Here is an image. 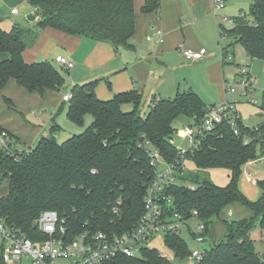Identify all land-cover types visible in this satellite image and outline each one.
I'll return each mask as SVG.
<instances>
[{
    "label": "trees",
    "instance_id": "1",
    "mask_svg": "<svg viewBox=\"0 0 264 264\" xmlns=\"http://www.w3.org/2000/svg\"><path fill=\"white\" fill-rule=\"evenodd\" d=\"M27 1L38 16L36 23L27 27L15 23L11 30L0 26V52L10 55L0 61V89L10 78L41 95L48 90H60L65 84L62 69L51 60L27 62L23 58L24 50L33 46L45 26L106 42L116 49L132 46L134 0ZM159 5L160 0H145L142 10H157ZM249 9V15L232 16V26L219 25L221 35L231 39L223 50L227 52L228 45L240 43L249 57L264 60V0H253ZM98 83L96 79L74 84L70 88L72 97L66 101L67 117L75 124L83 125L87 114L93 116L83 132L63 142L56 139L55 133L61 129L56 119L65 108L61 104L49 128L50 138L41 136L18 159L0 150V171L9 182L7 193L0 197V216L9 227L33 240L44 239L36 220L48 210L57 211L58 225L62 224L66 231L65 239L81 232L122 233L132 229L145 212L144 198L156 173L145 142L148 140L158 149L167 162L179 161L180 149L170 140L176 132L173 121L187 116L196 124L208 107L196 91L187 88L173 98L154 95L144 110L143 95L136 89L103 100L96 94ZM124 104H132V108L126 111ZM237 126L239 134L225 119L200 138L197 147L185 152L196 170L185 172L181 177L183 184L167 187L171 196L169 212L176 211L185 220L195 217L198 224L205 225V236L210 234L213 223L224 222V236L205 249L199 264H264L263 253L257 251L251 236L257 224L264 227V179L257 181L262 194L256 201L250 200L239 187L242 166L264 153V123L252 128L239 117ZM211 168H227L228 183L219 185L199 176L200 169ZM235 203L249 208L253 214L242 219H224L223 213ZM165 240L175 255L189 256L182 233L169 231ZM0 264H6L2 248ZM106 264L172 263L156 248L147 247L140 256L120 254Z\"/></svg>",
    "mask_w": 264,
    "mask_h": 264
},
{
    "label": "crops",
    "instance_id": "2",
    "mask_svg": "<svg viewBox=\"0 0 264 264\" xmlns=\"http://www.w3.org/2000/svg\"><path fill=\"white\" fill-rule=\"evenodd\" d=\"M5 1L8 2V0ZM19 1L10 0V3L15 5ZM144 1L134 0L135 33L131 39L132 46L130 47L123 46L116 49L106 42L97 41L83 35L71 34L55 27H48L44 33L40 34L33 46L24 50L23 58L27 62L41 59L52 61L54 59L52 54L54 46L63 45L66 47L64 52H57L56 50V54L68 57L74 63L72 68H75V63H77L79 66L83 65L86 71L81 76L83 78H77L70 87L76 83L98 79L96 94L103 100L112 98L118 92L131 89H136L143 95V98L144 94L150 89L153 91V95L160 96L168 85L171 86L170 75H174L171 70L180 69L188 71L189 74L196 70L201 73L202 82L197 88L202 94L196 92L203 100L204 97L208 99V103L204 100L205 104L209 106L224 101V82L226 81L224 64L235 59V52L230 60H225L222 51L218 55L216 51L210 50L209 45L218 33L221 34L219 25L222 24L221 21H224L222 17H232L238 14L228 15L224 12H216V10L221 11L226 7V0L223 9H216L214 0H160L159 8L149 11L142 10ZM235 1L237 4H242L244 0ZM252 1L250 0V4ZM13 8L18 10L17 7L12 6L10 14H19V10L17 13H12ZM32 11V13H35L34 8ZM2 17H5V15L0 14L1 24ZM36 19L38 20L37 15ZM36 19L34 21L30 20V24L36 23ZM27 20L29 19L27 18ZM158 28H162L165 33L163 41L160 43L157 41L155 34ZM149 35H151V39L147 38ZM31 48L33 51H31ZM183 48L194 50L204 48L207 54L200 60H187L183 55ZM226 53L228 55V52ZM9 56L8 52H0V61L9 58ZM39 57L42 58L39 59ZM94 64L101 65V71L96 74L92 72ZM63 68L68 69L61 65V69ZM182 88L193 90L191 84H187L186 88ZM180 89L179 87L178 91ZM64 94L60 90H48L45 95H41L38 92L29 91L20 86L14 78H10L7 84L0 89V128L9 131L26 145H35L41 136L48 135L53 117L48 130L43 131L41 127L29 121L26 118L27 115L32 117L31 114L37 115L36 112L41 110L46 113L45 108L48 105H55L53 99H57L56 102L60 106L63 104L62 102H66L62 100ZM122 107L128 111L132 108V104H124ZM37 117L39 121L43 119L39 115ZM191 121L193 120L191 119L190 123ZM258 157H261V159L255 158L245 163L242 166V171L245 165L250 166L257 161H264V153H261ZM186 169L188 171L196 170L192 160H186ZM229 174L230 171L227 174L228 179ZM245 174V185L239 181V187L250 200L256 201L262 194V190L256 181L264 179V173L257 176L251 168L246 167ZM251 181L256 184L254 187ZM7 191L8 187L0 193V197L6 194ZM243 207V205L235 203L225 213L227 215L233 214L237 219L250 217V214L245 212ZM188 229L192 236L194 232L190 227ZM224 231L226 230L224 229Z\"/></svg>",
    "mask_w": 264,
    "mask_h": 264
},
{
    "label": "built area",
    "instance_id": "3",
    "mask_svg": "<svg viewBox=\"0 0 264 264\" xmlns=\"http://www.w3.org/2000/svg\"><path fill=\"white\" fill-rule=\"evenodd\" d=\"M216 9H223L225 0H214ZM12 13L18 10L13 8ZM224 21H233L231 17H222ZM157 41L160 43L164 38V30L158 28L155 31ZM151 39V35L147 37ZM183 55L187 60H200L207 54L206 49L194 50L183 48ZM225 60L232 57L223 50ZM56 61L62 66L70 69L74 63L64 55H56ZM240 84L243 87L242 95L248 96L256 87V79L249 70L242 69L240 72ZM226 91L236 93V88L226 86ZM71 92L62 96L63 101H69ZM255 99L251 98V102ZM240 117L234 109L233 103L224 100L219 103L209 105L202 120L189 125L181 131L182 135L189 138V147L180 149V160L169 163L163 159L158 149L152 146L147 140L144 146L156 166V173L150 182L146 196L144 198L145 212L135 224V226L122 233H106L96 231L94 233L81 232L69 239H65V228L60 222L57 211H44L36 220L39 230L44 235V239L33 240L19 229L11 228L7 225L4 217L0 216V238H2V256L6 264H58V259H64L65 264H106L107 261L123 254L134 257L140 256L144 248L150 247L149 243L159 234L169 231L182 232V227L188 220L176 212H169L168 206L171 203V196L167 193V187L171 184H183L182 176L187 171L185 152L198 146L199 139L212 132L215 127L225 119L230 122L236 134H239L237 119ZM246 141L249 138L245 139ZM33 146L24 144L20 139L12 136L9 131L0 129V150L18 159L20 154L27 153ZM160 165L163 168L159 167ZM5 180L0 171V183ZM195 188V184H189ZM114 207V211H118ZM60 226V227H59ZM203 223L198 224L196 236L193 237L198 245L190 251L188 258L194 262H200L205 255V240L207 236L203 234L205 229ZM264 255V252H262ZM168 258L167 253H161Z\"/></svg>",
    "mask_w": 264,
    "mask_h": 264
},
{
    "label": "rangeland",
    "instance_id": "4",
    "mask_svg": "<svg viewBox=\"0 0 264 264\" xmlns=\"http://www.w3.org/2000/svg\"><path fill=\"white\" fill-rule=\"evenodd\" d=\"M226 7L216 12L220 13H227L228 15L232 14H248L250 12V0H244L242 4H237L235 0H226ZM17 7L19 10V14L17 15H11L10 10L11 7ZM33 6L29 4L27 0L19 1L16 2L15 5H11L10 0L6 2L5 0H0V14L5 15V17H2V24L0 23V26H3L5 28L12 29L15 23H18L22 26H31L30 20H27L28 14L32 13ZM7 16V17H6ZM37 20V19H36ZM222 24L226 27H230L233 24V21H221ZM51 27V26H45L41 28V34L45 32V29ZM219 34V33H218ZM216 36L214 40H211V44L209 47L211 48L210 50L216 51L219 55V52L222 51L223 47H226L227 44H230L231 39L225 35L219 34ZM222 38H221V37ZM40 37V35H39ZM221 39V41H220ZM132 41V40H131ZM29 48V47H28ZM64 47L63 45H58L54 46L52 54H53V60L52 62L61 69V65L56 62L55 57H56V50L57 52H64ZM32 49V48H31ZM30 49V50H31ZM228 54L232 57L233 53L235 52V59L232 60L231 62H227L224 64L225 66V94L224 98L225 100H228L233 103L234 109L238 112L240 115V118L242 122L245 125H248L249 127H256L257 124L260 125L261 123H264V110L262 108L264 104V60L259 59V58H251L247 55V52L245 48L242 46L240 43H234L232 45H228ZM55 50V51H54ZM33 51V49L31 50ZM64 54V53H63ZM42 57H39L41 59ZM38 59V57H37ZM177 60V58H175ZM42 60V59H41ZM55 61V62H54ZM242 69L249 70L253 77L256 79V87L248 96H243L242 91L243 87L240 84V72ZM62 73L65 77V84L60 88V92L66 93L70 90V86L74 81L77 80V78H83V74H85V67L82 65H78L75 63V68H72L70 70L63 68ZM101 71V65L98 66V64H94L92 66V72L96 74L97 72ZM171 73L174 75H170V79L172 81L171 86H167V88L164 89V92L160 96L162 97H171L173 98L177 91L178 88L180 87V91L184 90L182 87L186 88L187 84H191L193 90L197 91L198 93L202 94V92L197 88L200 83L202 82V77L201 73L196 70L194 72H190L192 74H189L188 71L180 70V69H175L171 70ZM193 77V78H191ZM180 83V84H178ZM109 86V85H108ZM226 86L228 87H235L236 88V93H229L226 91ZM153 91L148 90L147 93L144 94L143 98V109L147 110L148 105L153 98ZM159 94V93H158ZM204 96V95H203ZM205 101L208 103V99L204 97ZM212 98V97H211ZM251 98H254L255 101L251 102ZM55 105H48L46 107V113H43L41 111H37V115L41 116L43 119L38 120L37 115L31 114L30 117L27 115V119L31 122H33L35 125H38L43 129V131L48 130V128L51 125V119L53 117V114L57 111L59 107V103L56 102L57 99L52 100ZM65 104V108L62 109V111L58 114V117L56 121L60 124L61 129H59L56 133V139L59 142H63L69 137L79 134L83 132L93 121V116L90 114H87L85 117V122L83 125H78L69 120L67 117V103L62 102ZM261 114H263L261 116ZM35 116V117H34ZM37 117V118H36ZM193 124V123H191ZM190 125V118L187 116H179L173 121V126L176 129V132L174 133L173 136H171V142L177 147V148H187L189 147V138L185 137L182 135L181 131L184 130L185 128L189 127ZM264 151V147H263ZM263 156V155H262ZM259 160L261 157H257ZM159 167L163 168L162 165ZM246 167L251 168L254 173L258 176L264 173V161L262 162H255L253 165H245L242 171V174L240 176V183L243 182L245 185V169ZM228 169L227 168H211V169H200L199 170V176L201 178L205 177L208 178L214 182H217V184H227L229 179H228ZM188 172V171H187ZM254 185V181H251ZM257 182V181H256ZM255 182V183H256ZM8 179H5L2 183H0V193L4 192L5 189L8 187ZM248 186L250 185L249 183L247 184ZM254 189V188H253ZM243 210L245 212H248L251 216L252 212L249 208L243 207ZM223 218L224 219H237L235 215H227L225 212L223 213ZM220 220L216 221L210 226V234L207 235V238L205 240V245L203 248H209L214 244L215 242H218L220 238H222L225 234V226L224 222ZM198 219L193 217L192 219H189L186 224L182 227V236L186 239L187 244H188V249L191 251L195 248L198 247L195 239L190 235L188 226L191 228L192 232L197 233V226H198ZM223 232V233H222ZM251 236L254 240L255 247L257 251L260 253L264 252V227H262L260 224H257L251 231ZM1 243H2V238H0V250H1ZM149 246L151 248H156L159 252L161 253H167L168 258L170 259L172 264H199L198 262L191 261L188 256H177L173 252V250L170 249V247L167 245L165 236L163 234H159L158 236L154 237L152 241L149 243ZM261 256L264 258V255L261 254ZM58 264H65L66 261L64 259L59 258L58 259Z\"/></svg>",
    "mask_w": 264,
    "mask_h": 264
},
{
    "label": "water",
    "instance_id": "5",
    "mask_svg": "<svg viewBox=\"0 0 264 264\" xmlns=\"http://www.w3.org/2000/svg\"><path fill=\"white\" fill-rule=\"evenodd\" d=\"M27 18H28L29 20H31V21H34V20L36 19V14H35V13H30V14L27 16ZM47 136H48V138L51 137L50 134H48Z\"/></svg>",
    "mask_w": 264,
    "mask_h": 264
}]
</instances>
